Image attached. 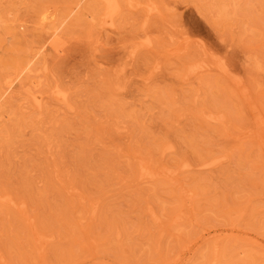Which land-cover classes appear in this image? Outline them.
Returning a JSON list of instances; mask_svg holds the SVG:
<instances>
[{
	"label": "rangeland",
	"instance_id": "obj_1",
	"mask_svg": "<svg viewBox=\"0 0 264 264\" xmlns=\"http://www.w3.org/2000/svg\"><path fill=\"white\" fill-rule=\"evenodd\" d=\"M108 1L0 0V264H264V0Z\"/></svg>",
	"mask_w": 264,
	"mask_h": 264
},
{
	"label": "bare ground",
	"instance_id": "obj_2",
	"mask_svg": "<svg viewBox=\"0 0 264 264\" xmlns=\"http://www.w3.org/2000/svg\"><path fill=\"white\" fill-rule=\"evenodd\" d=\"M108 12L107 13H112V12H114V11H116L117 10V5H116V2L114 1V0H109L108 1ZM110 15V14H109ZM108 15V16H109ZM46 16V15H45ZM114 16H116V15H114ZM48 17V16H47ZM44 20V19H43ZM49 20V19H48ZM110 23H112V25H113V21L112 22H110ZM148 40V39H147ZM146 40V41H147ZM150 41V40H149ZM13 82V81H12ZM35 84V83H34ZM10 85V84H9ZM38 91V90H37ZM60 95H61V93H60ZM32 98V97H31ZM42 98V97H41ZM66 99V98H65ZM34 100V99H33ZM41 101V100H40ZM206 163V162H205Z\"/></svg>",
	"mask_w": 264,
	"mask_h": 264
}]
</instances>
